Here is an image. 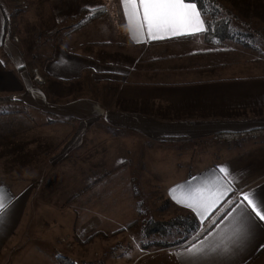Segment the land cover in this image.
I'll list each match as a JSON object with an SVG mask.
<instances>
[{
	"label": "crops",
	"instance_id": "1",
	"mask_svg": "<svg viewBox=\"0 0 264 264\" xmlns=\"http://www.w3.org/2000/svg\"><path fill=\"white\" fill-rule=\"evenodd\" d=\"M52 2L59 17L51 15L47 24H72L53 37L40 63L5 34L0 10V99L8 98L0 102V186L15 197L0 226V264H27L36 253L21 248L30 240L28 210L64 209L69 200L83 209L84 156H111V233L129 225L137 210L132 156H142L147 170L167 178L158 182L172 211L195 216L170 190L184 186L177 188L179 196L189 186L211 183L223 176L220 167L230 170L238 191L264 194V41L249 36L246 43H212L204 32L153 40L134 34L121 0ZM102 6L103 16L83 21L84 11ZM117 41L132 52L126 66L113 59ZM35 69L42 85L34 80ZM101 145L107 147L99 154ZM74 166L80 167L79 184ZM69 193L75 194L68 199ZM237 198L229 193L226 199ZM204 224L209 228L211 218ZM191 243L195 238L156 251V260L144 264H181L178 253ZM262 244L259 227L226 257L202 264H264Z\"/></svg>",
	"mask_w": 264,
	"mask_h": 264
},
{
	"label": "rangeland",
	"instance_id": "2",
	"mask_svg": "<svg viewBox=\"0 0 264 264\" xmlns=\"http://www.w3.org/2000/svg\"><path fill=\"white\" fill-rule=\"evenodd\" d=\"M216 1L221 11L222 18L219 19L225 18L232 31H236L238 35L245 34V38L238 36L237 39L243 38L245 43L251 39L256 43L258 40L264 41V0ZM51 2L52 0H0V10L3 8L7 17L9 35L12 39L15 35L27 56L37 58L38 63L47 57L53 37L72 24L70 20L51 26L47 24L51 15L59 17V13L51 10ZM97 8L106 10L103 6ZM83 15V21L86 22L89 19V10L84 11ZM111 50L116 52V57H113L116 63L126 66L132 55L130 47L125 42L117 41L111 44ZM106 147L101 145L99 149ZM104 149L97 152H104ZM141 157L132 156L133 159L128 161L132 167L131 191L137 198V210L131 213L133 218L129 225L121 231L111 233V156H84L83 182L79 177L80 167L77 168V165L72 168L78 169L77 182H82L81 190L87 193L82 201L83 209L76 208V203L72 204L69 200L67 205H71L64 209L28 210L29 219L25 233L30 238L29 246L22 245L21 248L29 247L30 251L34 249L36 253L33 251L28 257L30 260L27 264H59L58 256L67 257L76 264H144L155 258L152 256L156 251L181 247L194 239L198 231H203L207 224L200 225L197 231L189 234L172 230L164 235L153 227L167 224L178 217L184 218L186 214L172 211L158 182L160 179L166 184L167 178L153 175V171L147 170L145 166V158ZM181 161L187 162V156H181ZM210 161L213 162L211 156ZM71 179L72 175H69L67 181L71 183ZM170 180L169 177L168 181ZM93 186L96 188L92 189ZM73 194L69 193L67 198L70 199ZM87 204L89 208L86 207ZM123 232L127 233L126 236L124 234L125 239L119 237ZM182 241L187 242L182 244ZM146 251L149 255L139 257L140 254H146Z\"/></svg>",
	"mask_w": 264,
	"mask_h": 264
},
{
	"label": "snow or ice",
	"instance_id": "3",
	"mask_svg": "<svg viewBox=\"0 0 264 264\" xmlns=\"http://www.w3.org/2000/svg\"><path fill=\"white\" fill-rule=\"evenodd\" d=\"M121 2L129 25L137 36L146 35L154 40L165 35H193L208 31L202 15L207 12V7L197 6L202 0H194V2L121 0ZM219 172L223 176L211 183L189 186L181 191L179 196L175 194L177 188L184 186H176L170 190L173 194L172 198L178 204L190 209L201 225L211 218V228L198 231L195 237L196 243H191L178 253L181 264H202L209 259L226 257L238 242L250 240L254 237L257 228L264 227L262 223L264 194L254 190L238 191L234 188L235 177L230 170L227 167H220ZM229 193H238L239 198L226 199ZM14 200V195L0 186V226H3L11 216L15 208ZM224 204H227L228 208L221 211ZM215 212L221 214L215 216ZM260 247L264 248V244Z\"/></svg>",
	"mask_w": 264,
	"mask_h": 264
},
{
	"label": "trees",
	"instance_id": "4",
	"mask_svg": "<svg viewBox=\"0 0 264 264\" xmlns=\"http://www.w3.org/2000/svg\"><path fill=\"white\" fill-rule=\"evenodd\" d=\"M186 2H194V0H186ZM199 7H207V12L203 13V18L206 21V29L208 31L204 33L205 41L206 42H212V43H221L223 41H226L227 39L231 41L236 42H243V37L245 34L238 35L236 31H232V28L229 27V23L226 22L225 18L219 19L220 16V6H218L216 0H202V3H198ZM1 11L3 13L4 17V28H5V34L8 33V21L7 17L5 16V11L3 8H1ZM105 14V10L103 8L101 9H93L89 11V19L86 21H91L94 19H97L98 17H101ZM222 18V17H221ZM236 33V35H235ZM243 37L238 38L237 37ZM245 41V40H244ZM8 98L0 99V102H6ZM195 216L193 214H186L185 217H178L174 219L173 221L164 224V225H158V227L153 226L157 229V231H161L164 235L168 234L172 230L180 231V234H189L194 231H197L201 223L197 218H194ZM212 225L209 226V229ZM161 227V228H160ZM184 232H181V231ZM183 242V243H182ZM181 243H186L185 241H182ZM180 244V245H182ZM57 261L59 264H76L72 260H70L67 257L58 256Z\"/></svg>",
	"mask_w": 264,
	"mask_h": 264
},
{
	"label": "built area",
	"instance_id": "5",
	"mask_svg": "<svg viewBox=\"0 0 264 264\" xmlns=\"http://www.w3.org/2000/svg\"><path fill=\"white\" fill-rule=\"evenodd\" d=\"M13 41L14 42H18V38L15 35L13 36ZM33 72H34V80H35V82H37L38 84L42 85L44 83V81H45L44 78L39 74L37 69L33 70Z\"/></svg>",
	"mask_w": 264,
	"mask_h": 264
}]
</instances>
